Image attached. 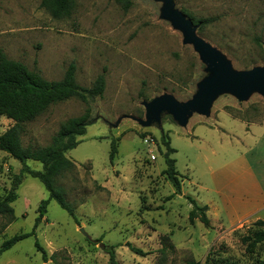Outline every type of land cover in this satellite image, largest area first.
I'll list each match as a JSON object with an SVG mask.
<instances>
[{
	"label": "rangeland",
	"instance_id": "obj_1",
	"mask_svg": "<svg viewBox=\"0 0 264 264\" xmlns=\"http://www.w3.org/2000/svg\"><path fill=\"white\" fill-rule=\"evenodd\" d=\"M174 1L194 18L210 19L204 28L197 26V33L234 70L264 66V0ZM41 2L0 0V50L48 80L62 79L74 63L81 86L91 88L101 74L106 84L102 96L60 101L26 125L23 144L42 147L67 119L89 112L86 133L67 153L76 170L57 179L79 224L51 199L36 235L5 251L0 264H112L106 246H114L117 264H204L210 252L216 260L264 264V242L252 251L243 242L257 229L258 219L231 226L211 207L206 227L198 218L190 222L193 204L188 199L223 207L222 182L246 186L252 176L264 179V127L258 125L264 123V96L254 91L239 101L222 93L209 115L194 112L186 125L164 113L160 124L143 126L137 120L145 119L142 102L165 93L187 101L206 75L199 54L183 42V32L162 16L165 3L133 0L125 10L116 0H75L72 14L57 19ZM13 124L1 117L0 134ZM112 140L118 148L114 164ZM167 142L176 149L170 157L183 179L182 194L172 199L174 187L163 173ZM25 164L43 170L38 161ZM23 166L0 150V194L12 188ZM17 193L16 220L0 216V246L31 232L42 200L50 196L39 179L26 174ZM163 241L175 250L163 253Z\"/></svg>",
	"mask_w": 264,
	"mask_h": 264
},
{
	"label": "trees",
	"instance_id": "obj_2",
	"mask_svg": "<svg viewBox=\"0 0 264 264\" xmlns=\"http://www.w3.org/2000/svg\"><path fill=\"white\" fill-rule=\"evenodd\" d=\"M125 10L133 5V0H116ZM75 0H42L41 6L45 8L53 18L69 17L74 9ZM186 13V12H185ZM186 16L193 20L198 29L204 28L210 19H196L192 15ZM260 45V39H257ZM105 76L101 74L97 77L91 88L81 86L76 78V66L70 64L64 76L60 80H48L39 72L29 69L24 63L9 59L6 54L0 50V118L5 116L14 121V124L4 133L0 134V150L8 153L12 158L20 161L24 166L21 173L15 175L13 186L4 194H0V216L6 217L8 222L16 220L13 203L18 198L17 190L22 183L24 174L39 179L49 192V199L42 200L34 228L31 232L16 234L4 240L0 246V258L2 254L11 249L19 241L36 235V229L47 213V206L51 199H55L58 204L65 209L70 216L79 224L75 213V207L66 199V194L62 187L57 185V179L68 173H74L76 163L67 156V153L76 148L80 141L77 138L86 133V127L90 123V115L87 111L81 116L71 117L62 123L58 132L53 136L52 141L46 146H25L22 141V135L26 132V125L51 105L60 101L68 100L73 97L88 101L89 98L102 96L105 89ZM165 164L163 170L166 179L169 180L173 187L175 195L182 194L183 179L180 176L176 166V159L170 157V154L176 152L169 142L166 143ZM118 152L116 140H112L109 153L110 161L114 164V159ZM27 160L38 161L43 164V170H35L25 164ZM193 208L189 213L190 222L199 219L206 227L210 226V218L207 215L208 206L199 205L195 199L188 197ZM254 225L257 229L251 236L243 237V242L248 251L264 242V219H258ZM168 239L165 237L164 240ZM163 244L164 241H163ZM35 246L41 252L43 259L47 260V252L35 241ZM106 252L110 255L112 264H117L114 246H106ZM132 251L144 255L145 252L139 248L131 246ZM168 249L175 250L173 244L166 245L161 250L165 253ZM212 252L207 256L204 264H236L226 260L215 259ZM193 264V263H192ZM195 264H201L196 262Z\"/></svg>",
	"mask_w": 264,
	"mask_h": 264
},
{
	"label": "water",
	"instance_id": "obj_3",
	"mask_svg": "<svg viewBox=\"0 0 264 264\" xmlns=\"http://www.w3.org/2000/svg\"><path fill=\"white\" fill-rule=\"evenodd\" d=\"M165 3L162 16L183 32V42L191 44L205 65L206 75L197 83V91L187 101H179L172 94H162L142 102L145 119H137L143 126L161 123L164 113L186 125L194 112L209 115L213 101L222 93H232L239 101L246 100L257 91L264 96V66L236 71L216 48L197 33V26L183 11L176 8L174 0H155Z\"/></svg>",
	"mask_w": 264,
	"mask_h": 264
},
{
	"label": "crops",
	"instance_id": "obj_4",
	"mask_svg": "<svg viewBox=\"0 0 264 264\" xmlns=\"http://www.w3.org/2000/svg\"><path fill=\"white\" fill-rule=\"evenodd\" d=\"M258 125L264 127V123ZM249 133L254 135L256 131H250ZM259 142H262V140L257 142V146ZM243 160L242 157L239 158L241 164ZM220 190L224 206L221 207L218 204L207 206L209 209L214 207L215 210L220 211L217 216H220L223 222H228L233 226L248 218L261 219L260 214L264 211V179L252 176L246 186H238L234 180L224 184L222 182ZM222 212L224 217L221 216Z\"/></svg>",
	"mask_w": 264,
	"mask_h": 264
},
{
	"label": "built area",
	"instance_id": "obj_5",
	"mask_svg": "<svg viewBox=\"0 0 264 264\" xmlns=\"http://www.w3.org/2000/svg\"><path fill=\"white\" fill-rule=\"evenodd\" d=\"M148 141V140H147ZM153 159H156L155 155L152 156Z\"/></svg>",
	"mask_w": 264,
	"mask_h": 264
}]
</instances>
